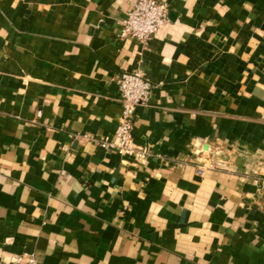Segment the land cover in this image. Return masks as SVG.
<instances>
[{"label": "crops", "instance_id": "crops-1", "mask_svg": "<svg viewBox=\"0 0 264 264\" xmlns=\"http://www.w3.org/2000/svg\"><path fill=\"white\" fill-rule=\"evenodd\" d=\"M162 1L144 44L133 0H0V259L264 264V0ZM133 69L138 158L101 146Z\"/></svg>", "mask_w": 264, "mask_h": 264}, {"label": "built area", "instance_id": "built-area-1", "mask_svg": "<svg viewBox=\"0 0 264 264\" xmlns=\"http://www.w3.org/2000/svg\"><path fill=\"white\" fill-rule=\"evenodd\" d=\"M169 4L162 0H133L131 8L121 20L123 37H132L147 43L168 21ZM121 101L118 125L110 139L101 141V146L111 148L124 157H142L146 149L136 142L133 129L137 106L146 104L156 87L141 70L123 71L116 77ZM41 111H38L40 114ZM0 264H38L32 253L12 254L9 261L0 259Z\"/></svg>", "mask_w": 264, "mask_h": 264}]
</instances>
